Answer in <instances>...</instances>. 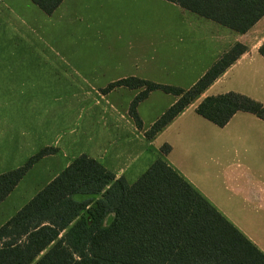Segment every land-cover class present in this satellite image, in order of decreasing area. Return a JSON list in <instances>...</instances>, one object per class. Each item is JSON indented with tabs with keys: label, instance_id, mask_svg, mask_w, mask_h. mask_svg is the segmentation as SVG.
<instances>
[{
	"label": "crops",
	"instance_id": "obj_1",
	"mask_svg": "<svg viewBox=\"0 0 264 264\" xmlns=\"http://www.w3.org/2000/svg\"><path fill=\"white\" fill-rule=\"evenodd\" d=\"M160 1L203 35H197V43L117 42L110 37L106 0H63L50 15L33 0H0V174L22 166L43 148L56 149L35 162L0 203V227L81 154L129 183L161 157L195 188L197 178L215 172L217 177L230 155L234 161L226 173L236 193L248 201H264L262 180L242 185L241 176L243 166L250 181L264 176V120L240 111L221 127L196 112L204 97L229 91L264 104V57L259 51L264 16L238 33ZM136 11L129 12L131 19ZM177 28L169 25L166 39ZM201 38L211 43H199ZM236 43L247 50L152 138L145 132L178 96L150 92L137 106L139 128L129 110L143 88L104 91L132 77L189 89ZM165 143L171 146L168 154L161 152ZM237 158L246 163L236 165ZM246 236L264 252L263 245Z\"/></svg>",
	"mask_w": 264,
	"mask_h": 264
},
{
	"label": "trees",
	"instance_id": "obj_2",
	"mask_svg": "<svg viewBox=\"0 0 264 264\" xmlns=\"http://www.w3.org/2000/svg\"><path fill=\"white\" fill-rule=\"evenodd\" d=\"M33 1L50 15L63 0ZM168 1L238 33L264 16V0ZM246 50L231 46L189 89L132 77L104 91L143 88L129 110L139 128L137 106L150 92L178 96L145 132L152 138ZM259 51L264 57V45ZM240 111L264 120V104L235 91L206 96L196 108L221 127ZM170 151L169 144L161 147ZM55 152L43 148L0 174V203L35 162ZM0 264H264V252L163 158L129 183L81 154L0 227Z\"/></svg>",
	"mask_w": 264,
	"mask_h": 264
},
{
	"label": "rangeland",
	"instance_id": "obj_3",
	"mask_svg": "<svg viewBox=\"0 0 264 264\" xmlns=\"http://www.w3.org/2000/svg\"><path fill=\"white\" fill-rule=\"evenodd\" d=\"M106 4V8L110 14V21L108 24L110 32L112 33L110 37L115 36L117 42L125 43L131 40L132 42L141 43H149L150 41L155 43H197L195 39L198 34L191 27L192 23L189 24L186 20L179 17L176 12L171 10L172 6L166 4L165 1L106 0ZM133 9H137V11L135 12L134 19H131L132 17L129 12ZM188 24L190 27L187 30L186 27ZM169 25L178 26V28L177 31L173 33L172 37L168 36L166 39V34L169 33ZM131 26L134 27L130 28ZM178 30L181 31L178 32ZM178 36L182 38V41H179L180 39ZM115 39L110 42H115ZM199 43L211 42L208 39L202 40L201 38ZM234 73L235 72H233L229 78L233 76ZM235 88H238V84ZM203 159L204 161H209L208 155L204 154ZM224 161L226 162L225 165L228 166H224V168L218 172L217 177L215 176L217 172H215L211 176L207 174L205 177L197 178L199 188L196 187V189L224 214L227 219L232 221L237 228L245 232V235L252 237L258 244L264 246V201L257 197L248 201L243 196L238 195L234 189L235 184L229 181L226 173V170L231 167L229 164H231L234 159L230 155H227ZM237 162L245 164L246 160L237 158L235 159L236 165ZM241 170V176L245 180L242 185H250V183H255L258 179H261L264 184V176L259 177L254 175L250 181L249 173L246 171L245 166H243Z\"/></svg>",
	"mask_w": 264,
	"mask_h": 264
}]
</instances>
